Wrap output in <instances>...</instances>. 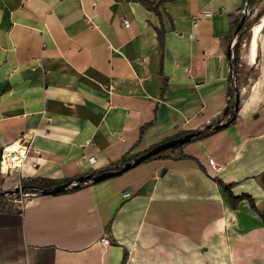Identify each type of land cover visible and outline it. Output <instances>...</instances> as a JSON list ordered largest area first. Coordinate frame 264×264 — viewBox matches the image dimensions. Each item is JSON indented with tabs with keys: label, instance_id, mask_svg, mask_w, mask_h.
I'll use <instances>...</instances> for the list:
<instances>
[{
	"label": "crops",
	"instance_id": "1",
	"mask_svg": "<svg viewBox=\"0 0 264 264\" xmlns=\"http://www.w3.org/2000/svg\"><path fill=\"white\" fill-rule=\"evenodd\" d=\"M140 1L160 0H0V189L14 174L7 186L98 172L223 117L246 0H164V46ZM239 70L234 124L78 192L23 199L24 258L0 264H264V18ZM13 145L24 160L2 174ZM216 179L250 200L233 210Z\"/></svg>",
	"mask_w": 264,
	"mask_h": 264
},
{
	"label": "trees",
	"instance_id": "2",
	"mask_svg": "<svg viewBox=\"0 0 264 264\" xmlns=\"http://www.w3.org/2000/svg\"><path fill=\"white\" fill-rule=\"evenodd\" d=\"M253 1L254 0H252L251 3H253ZM163 2H164V0H160L158 3H149L146 1H144V2L140 1V3L142 5H144L150 11L154 12L160 19V28H158V36H159V39H160L162 46H164L165 28L163 25V20H162L161 14L159 13V7L163 4ZM241 51H242V43H241V38H239L237 43L235 44L233 55H232V57H230V60H231V84L232 85H231L230 90H229L230 101H229L228 107L226 108V110L223 114V117L221 119H219L218 121H216L215 123L206 126L203 130L196 131V132H199V135L193 141L208 138V137L212 136L213 134L219 132V131H215L213 129V127L219 125L220 123H222L224 121L229 122L230 123L229 126H231L232 124H234L236 122L237 117H238V113L235 112V106H236L235 97L238 95V90L240 87L238 76L240 74L239 65H240V61H241ZM166 86H167L166 83H164L163 90L166 88ZM239 106L240 105H238V107ZM144 128L145 127H143L141 130V135L143 134ZM186 134L187 133L182 134V135L178 136L177 138L185 136ZM171 140H173V139H167L166 141L162 142L161 144L169 142ZM158 145H160V144H158ZM158 145L151 147L150 149L144 151V153H142V154L149 152L151 149L157 147ZM186 145L177 146L174 149H179V148H182ZM171 150H168V151H171ZM168 151L162 152L161 154H159L156 157H153L151 159L162 158V155ZM142 154H137V155H134L132 157L125 156L119 161V163L113 164L104 170H101L98 172H92V173L84 175V176L96 175V174L103 173L105 171L119 170L125 164L132 162L134 159L138 158ZM179 158L180 159H188L189 157H187L185 155H181ZM151 159H149V160H151ZM15 177H16V174H14L12 176L5 177L2 180V188L0 189V217L1 218L4 217L5 219L7 218V221H8V222L6 221L8 227L6 226V227L1 228L2 230L0 229V233L1 234L4 233L3 235L0 234V241H1V239L2 240L5 239V241H7V243L0 244V262H3V261L14 262V261H17L19 258H24V253L21 250L22 249L21 242L19 241V244L17 242L19 240V226H17V225H19V221H20V217H21V211H17L18 209H16V207H17L16 203L11 202V201L8 202V200L11 198L19 199L21 195H24V196L29 197V198L30 197H36V196H42L41 195L42 191L52 190L53 188H55L56 186H58L60 184L67 183L70 181H74L78 178V177H76V178H72V179H65L63 181H55V180L46 179V178L23 179L21 181V184H20L21 189H22L21 194L17 195V196L8 195V192H10V191L14 190L16 187H18V184H19L18 178H16L12 182L11 186H7V182L9 181V178L14 179ZM216 182L221 187H223L224 190H226L228 192L230 204H231V207L233 210H236V208L238 207L240 202H242L244 200H248V199L250 200V196H248V195H241L238 197L234 196L231 193V186L225 185L221 180L216 179ZM94 185L95 184L88 183L87 185L83 186L82 188L72 189V190H69L67 193H62L59 195L78 192V191H80L86 187H90V186H94ZM56 196H58V195H56ZM257 212L264 222V212H262V211H257ZM9 220H11L12 222ZM14 221H16L17 223L16 222L13 223ZM13 224H16L17 227ZM11 225H13V228H11L12 227ZM7 229L9 232L7 231ZM6 232H8V233H6ZM7 237H8V240H7ZM15 241H16V243H14ZM126 260H127V258L125 257L123 264H125Z\"/></svg>",
	"mask_w": 264,
	"mask_h": 264
},
{
	"label": "water",
	"instance_id": "3",
	"mask_svg": "<svg viewBox=\"0 0 264 264\" xmlns=\"http://www.w3.org/2000/svg\"><path fill=\"white\" fill-rule=\"evenodd\" d=\"M252 0H247L245 8H244V15L241 19V22L236 30V36L241 32L243 28V24L245 21V16L247 11L249 10L250 4ZM232 49V47H231ZM229 56H231V51H229ZM238 105H239V99H236V106H235V112H238ZM230 123L229 122H222L219 125L213 127L215 131H220L223 130L227 127H229ZM199 135V132H194V133H189L186 134L185 136L173 139L169 142L163 143L158 145L157 147L151 149L149 152L142 154L138 158L134 159L132 162H129L125 164L121 169L119 170H113V171H105L100 174L96 175H88V176H81L78 177L74 181H70L67 183L60 184L53 188L52 190H45L41 192L42 196H56L62 193H67L69 190L72 189H79L82 188L83 186L87 185L88 183L91 184H100L105 181L114 179L116 177L122 176L123 174L129 172L130 170L136 168L137 166L141 165L142 163L146 162L147 160L156 157L157 155L161 154L162 152L174 149L177 146H183L191 141H193L195 138H197ZM21 187H16L14 190L8 192V195H20L21 194Z\"/></svg>",
	"mask_w": 264,
	"mask_h": 264
},
{
	"label": "rangeland",
	"instance_id": "4",
	"mask_svg": "<svg viewBox=\"0 0 264 264\" xmlns=\"http://www.w3.org/2000/svg\"><path fill=\"white\" fill-rule=\"evenodd\" d=\"M244 13V8L242 10V17ZM264 18V0H254L253 3L250 4L249 10L246 13L245 21L243 24V28L240 32L241 34V43L246 44L248 40H250L252 36V30L255 28L256 24H258ZM236 42L234 41L231 45L232 50L234 51ZM29 198V197H28ZM16 198H11L8 202H13ZM19 200V199H18ZM17 209V208H16Z\"/></svg>",
	"mask_w": 264,
	"mask_h": 264
},
{
	"label": "built area",
	"instance_id": "5",
	"mask_svg": "<svg viewBox=\"0 0 264 264\" xmlns=\"http://www.w3.org/2000/svg\"><path fill=\"white\" fill-rule=\"evenodd\" d=\"M245 5H246V3H245ZM245 5H244V8H245ZM110 88L113 89L112 86ZM6 151H7V149H5V151L3 153L2 162H1V172H2V174H7L10 170L19 167V165L22 163V161L24 160V157H25V153L19 154L18 156H17V154H14V156L12 158H10L9 161H8L9 162L8 168L5 169L4 168V163L6 161V159H5ZM92 162H93V159H92ZM209 164L215 170L218 169V165L216 164V162L213 159H209ZM18 187H21V186L19 185ZM25 198H27V197L24 196V195H21L19 200L15 199V200H13V202L16 203V204L17 203H21L23 201V199H25ZM101 242L105 246H109L110 245V240H109L108 237H104Z\"/></svg>",
	"mask_w": 264,
	"mask_h": 264
},
{
	"label": "bare ground",
	"instance_id": "6",
	"mask_svg": "<svg viewBox=\"0 0 264 264\" xmlns=\"http://www.w3.org/2000/svg\"><path fill=\"white\" fill-rule=\"evenodd\" d=\"M23 149V152H22ZM25 149L21 148L19 145H13L12 147L8 148L6 151V155H5V163H4V168L7 169L8 165H9V159L12 158V156H14L13 154H17V156L19 154L24 153ZM17 162V161H16Z\"/></svg>",
	"mask_w": 264,
	"mask_h": 264
}]
</instances>
